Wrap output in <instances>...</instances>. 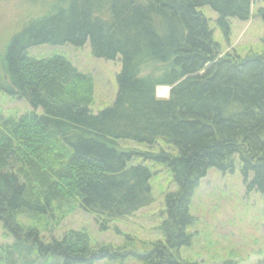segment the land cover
I'll list each match as a JSON object with an SVG mask.
<instances>
[{"label": "trees", "instance_id": "1", "mask_svg": "<svg viewBox=\"0 0 264 264\" xmlns=\"http://www.w3.org/2000/svg\"><path fill=\"white\" fill-rule=\"evenodd\" d=\"M43 5L0 53V90L36 110L0 113V222L13 241L1 264H94L139 258L141 264H205L180 254L193 234L190 203L211 167H238L248 191L264 194V51L223 52L211 6L230 32V18L247 20L254 0H29ZM256 14L264 19V7ZM90 41L93 54L120 58L118 94L98 113L94 79L61 51L38 57L36 45ZM170 86L168 98L157 88ZM159 140L178 148L145 151ZM165 164L178 184L165 195L163 240L134 246L95 245L85 228L51 232L75 210L96 216L100 230L153 202V172L135 157ZM135 244V240H134ZM133 244V245H134ZM223 264H236L226 261Z\"/></svg>", "mask_w": 264, "mask_h": 264}, {"label": "rangeland", "instance_id": "2", "mask_svg": "<svg viewBox=\"0 0 264 264\" xmlns=\"http://www.w3.org/2000/svg\"><path fill=\"white\" fill-rule=\"evenodd\" d=\"M264 7V0H254L249 19L230 18V32L218 24V13L209 5L199 9L210 19L214 38L220 43L223 52L235 50L241 54L264 51V19L256 14ZM43 5L29 0H0V53L5 55L11 38L21 30L27 21L42 15ZM29 53L49 56L55 52H64L73 64L94 79V102L91 110L98 113L112 105L118 94L117 75L122 69L119 57L108 59L93 54L90 41L82 46L64 44L59 46L43 44L30 47ZM170 86L157 88V96L168 98ZM36 110L43 113L42 107L35 109L28 100L9 95L0 90V113L4 116L20 115ZM121 144L137 147L145 151H158L160 148L178 153V148L159 140L154 146L133 140H123ZM144 162L153 172V202L142 207L133 215L113 221L110 228L100 230L96 216L79 208L69 214L63 222L51 232H42L46 240L52 236L60 237L68 229L85 228L91 234L93 243L115 246H134L139 252L144 245L163 240L159 230L164 218L165 195L168 191H177L171 170L163 163L135 157L131 164ZM190 212L194 222L187 227L193 234L192 244L183 246L180 254L205 264H223L234 261L236 264H264V194L256 190L248 191L244 177L238 167L235 171H221L211 167L194 190ZM135 240V244H134ZM13 236L6 235L0 222V248L4 243L12 242ZM134 244V245H133ZM144 244V245H143ZM1 264V263H0ZM94 264H141L139 258L129 256L125 260L101 259Z\"/></svg>", "mask_w": 264, "mask_h": 264}]
</instances>
